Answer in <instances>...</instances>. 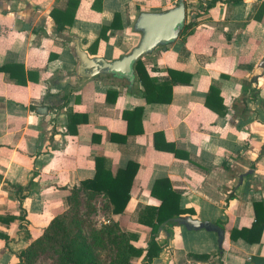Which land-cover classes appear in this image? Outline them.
<instances>
[{"label": "crops", "instance_id": "obj_1", "mask_svg": "<svg viewBox=\"0 0 264 264\" xmlns=\"http://www.w3.org/2000/svg\"><path fill=\"white\" fill-rule=\"evenodd\" d=\"M70 1L0 0V68L9 69L0 71V233L8 237L0 264L20 263L70 207L71 189L94 178L97 157L130 195L124 213L104 222L136 236L134 245L150 240L138 220L160 204L151 195L157 180L180 197L181 216L225 230L219 250L214 233L166 226L170 241L160 238L152 264H264V0H218L210 9L214 0H184L179 38L141 58L156 84L174 71L169 103H148L137 75L131 86L81 77L76 42L90 58L120 59L140 41L137 16L179 0H72L76 9ZM257 219L262 230L237 234Z\"/></svg>", "mask_w": 264, "mask_h": 264}, {"label": "trees", "instance_id": "obj_2", "mask_svg": "<svg viewBox=\"0 0 264 264\" xmlns=\"http://www.w3.org/2000/svg\"><path fill=\"white\" fill-rule=\"evenodd\" d=\"M218 0H214V3L208 4L207 8L210 9L215 5ZM241 0H236V2ZM70 7L76 9L77 3L74 1L69 2ZM264 6H262L263 10ZM72 14L71 19H74ZM72 22V21H71ZM116 25L112 24L111 28ZM9 70L7 67L0 68V71ZM135 72L138 81L142 85L144 98L148 103H169L172 96V86L175 84L177 77L174 71H170L172 81L166 84H156L154 80L149 77L147 70L145 69L141 59L135 65ZM154 82L155 85H151ZM152 86V88H151ZM168 93V96L162 97ZM218 91L215 88L210 89L209 95L217 94ZM209 106V102L206 103ZM129 171V168H128ZM82 193L90 195L92 197L102 195L107 200L108 214L120 215L123 214L129 201L130 195L128 189H124L123 181L119 178H114L110 171L105 170L104 160L100 157L96 158V174L93 179L85 180L80 183L77 188L71 189V205L64 212L57 214L51 220L47 228L44 229L40 239L28 246L20 254L19 264H31V256L37 245L52 249L57 253L63 263L65 264H99L94 257L91 245L87 240L85 234H83L80 220H79V207L80 196ZM151 195L160 201L158 207L148 206L139 213V224L150 228L151 238L145 249L133 246L129 242L136 238V236L130 234L128 242L122 247L120 252L121 258L119 264H137L131 261L132 258L143 257L140 264H152L155 259L160 256L163 251V245L159 242L162 232L168 234V232L161 226L169 219L184 215L186 212L180 208V197L174 193L170 183L167 180H157L151 190ZM10 222L13 219H2ZM115 228H120L117 222H114ZM260 227V228H259ZM263 229V222L257 219V222L253 224L250 229H244L243 232L237 233L241 237L245 236L249 232ZM238 236L235 233H231V239L235 240ZM0 239L8 241L7 235L0 233ZM170 236L164 238L165 243H169ZM258 241V240H257ZM196 261H206L209 256L206 254H192Z\"/></svg>", "mask_w": 264, "mask_h": 264}, {"label": "water", "instance_id": "obj_3", "mask_svg": "<svg viewBox=\"0 0 264 264\" xmlns=\"http://www.w3.org/2000/svg\"><path fill=\"white\" fill-rule=\"evenodd\" d=\"M186 23V5L184 0L166 11L141 12L133 25V30L141 35L140 41L130 53L120 59L108 62L103 58H90L76 42V53L80 60L79 75L94 78L99 75L127 80L133 85L136 80L135 65L146 55L152 54L159 47H167L179 38ZM45 108H40V110ZM184 227L189 232L206 231L217 237L219 250H222L225 240V230L210 221L192 218L190 216H176L161 226Z\"/></svg>", "mask_w": 264, "mask_h": 264}, {"label": "rangeland", "instance_id": "obj_4", "mask_svg": "<svg viewBox=\"0 0 264 264\" xmlns=\"http://www.w3.org/2000/svg\"><path fill=\"white\" fill-rule=\"evenodd\" d=\"M79 220L83 234L87 237L91 245L95 260L99 264H119L122 247L128 242L130 233H126L121 228H115L113 223L104 222V218H108V209L106 201L92 197L90 195H79ZM164 233L162 232L160 238L164 241ZM151 238V237H150ZM150 241V240H149ZM161 242V243H162ZM133 246L146 248L148 243H142ZM164 244V243H162ZM203 249V247L201 248ZM172 255V252L166 253V256ZM165 256V255H164ZM174 264H188L181 257L175 258ZM143 257L132 258L131 261L140 264ZM31 264H65L61 257L52 249L37 245L31 256ZM214 264V262L212 263Z\"/></svg>", "mask_w": 264, "mask_h": 264}]
</instances>
